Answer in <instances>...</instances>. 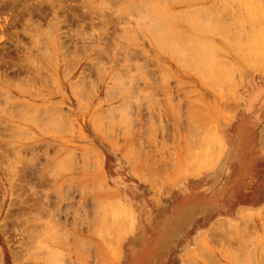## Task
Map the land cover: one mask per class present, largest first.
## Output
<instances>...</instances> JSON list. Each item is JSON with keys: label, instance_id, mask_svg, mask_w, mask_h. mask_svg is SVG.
<instances>
[{"label": "rangeland", "instance_id": "1", "mask_svg": "<svg viewBox=\"0 0 264 264\" xmlns=\"http://www.w3.org/2000/svg\"><path fill=\"white\" fill-rule=\"evenodd\" d=\"M238 1L0 0V264H264V0Z\"/></svg>", "mask_w": 264, "mask_h": 264}, {"label": "bare ground", "instance_id": "2", "mask_svg": "<svg viewBox=\"0 0 264 264\" xmlns=\"http://www.w3.org/2000/svg\"><path fill=\"white\" fill-rule=\"evenodd\" d=\"M230 1H231V0H230ZM246 1H247V0H244V1L241 0V3L243 4V6H245L244 2H246ZM239 2H240V0H239L237 3H234V5H233V4H230V5H231V6H234V8H235L237 5L240 4ZM230 3H231V2H230ZM252 3H253V2H252ZM235 4H236V5H235ZM242 4H241V5H242ZM255 4H256V3H255ZM230 5H229V6H230ZM229 6L227 5V7H229ZM246 6H247V2H246ZM251 6H252V5H251ZM255 6H256V5H255ZM237 7H240V6H237ZM256 7H257V6H256ZM245 8L248 9V7H245ZM253 8H254V7H253ZM257 8H258V7H257ZM257 8H256V10H257ZM241 9H242V7H241ZM243 9H244V7H243ZM249 9H250V7H249ZM245 11H247V10L245 9ZM254 11H255V10H252V12H254ZM252 12H250V13L252 14ZM222 13L224 14V12H222ZM226 13H228V12H225V14H226ZM244 13H245V12H244ZM254 13H257V12H254ZM239 14H241V13H239ZM259 14H260V13H259ZM256 15H257V14H256ZM256 15H255V16H256ZM235 16L238 17V13H235ZM243 16H244V15H243ZM247 16H248V14H247ZM249 16H250V15H249ZM255 16H253V17H255ZM260 16H262V15L260 14ZM239 17H240V15H239ZM244 18H246V15H245ZM257 18H258V17H257ZM257 18H256V19H253V20H255L254 22L252 21L254 24H255V23H259V24H260V21H261L262 18L260 17V18H258V20H257ZM249 19H251V17H249L248 20H247V18L244 19V20H247V22H250ZM244 20H242V21H244ZM256 20H257V21H256ZM258 21H259V22H258ZM262 21H264V20H262ZM262 21H261V22H262ZM237 22H238V23H237ZM240 22H241V20L239 19L238 21H236L235 23L233 22V23H234V25H236V24H237V25H238V24L240 25V24H241ZM247 22L244 23V24H247ZM252 22H250V25H251V27L254 26V27H255V30H258V28L263 27V26L258 27L259 24H257V26H256V25H253ZM242 23H243V22H242ZM251 23H252V24H251ZM229 24H230V23H229ZM248 24H249V23H248ZM263 24H264V22H263ZM242 25H243V24H242ZM260 25H261V24H260ZM232 26H233V25L231 24V26H229V27L231 28ZM243 26H244V25H243ZM247 27H248V26H247ZM256 27H257V28H256ZM239 28L241 29L242 27H241V26H240V27L238 26V29H237V30H240ZM233 29L235 30V27H234ZM242 29H243V28H242ZM250 29H251V28H249V30H250ZM243 30H244V29H243ZM252 30H253V29H252ZM263 30H264V28H263ZM234 32H235V31H234ZM261 32H262V31H261ZM263 32H264V31H263ZM254 33H255V32H254ZM236 34L239 35L238 32L236 31L234 37L236 36ZM256 34H257V33H256ZM259 35H260V34H259ZM259 35H258V36H259ZM263 37H264V33H263ZM260 38H261V37H260ZM261 39H262V38H261ZM262 40H263V39H262ZM256 42H257V41H256ZM254 44H255V43H254ZM254 44H253V45L251 44V46H254ZM256 44H258V43H256ZM248 45L250 46V44H248ZM256 46H257V45H256ZM258 46H260V45H258ZM260 47H261V46H260ZM248 48H249V47H248ZM262 48H263V47H261V50H262ZM251 50H253V49L251 48L249 51H251ZM254 51H257V50H254ZM262 59H263V58H262ZM227 64H228V63H227ZM200 65H201V64H200ZM228 65H230V64H228ZM210 66H211V65H210ZM260 66H261V65H260ZM202 67H203V65H202ZM230 67H231V66H230ZM262 67H263V66H262ZM262 67H259V69H261ZM203 68H204V67H203ZM226 68H227V67H225V69H226ZM263 69H264V67H263ZM260 71H261V70H260ZM230 92H231V91H230ZM229 94H230V93H229ZM229 94H228V95H229ZM230 95L232 96V94H230ZM228 97H230V96H228ZM187 122L190 123L191 121H187ZM187 122H185L186 125L188 124ZM188 126H189V125H188ZM207 128H208V127H207ZM188 132H190V131H188ZM211 132H212V130H211ZM204 133L206 134L207 131L204 132ZM208 134H210V133H209V130H208L207 135H208ZM213 134H215V133H212V135H213ZM188 135H189V134H188ZM209 136H211V135H209ZM209 136H208V137H209ZM204 137H205V136H204ZM217 137H218V136H217ZM206 138H207V136H206ZM211 138H212V137H211ZM214 138H216V134L213 136V139H212L213 141H214ZM216 139H218V138H216ZM216 139H215V141H217V142L220 141V138H219V140H216ZM185 140H186V142L188 143L187 145L190 146V145H189V142L187 141V140H189V138H187V139H185ZM207 140H208V139H207ZM215 141H214V142H215ZM186 142H185V143H186ZM214 142H213V143H214ZM216 144H217V143H216ZM206 145H207V144H206ZM209 145H210V144H209ZM220 145H221V144H220ZM188 146H186V147H188ZM190 147H191V146H190ZM218 147H219V145H218ZM183 149H184V148H183ZM185 149H186L187 151H189V152L192 151V150H189V148H188V149L185 148ZM185 149H184V150H185ZM216 150H219V149H218V148H217V149L215 148V151H216ZM207 152H208V151H207ZM174 153L176 154V152H174ZM174 153H173V155H171V154H170V155H171V156H174ZM182 153H183V152H182ZM192 153H193V152H191V157H192ZM185 154H186V155H185L186 157H187V156H190V154H189V155H188L187 153H185ZM125 155H126V154H125ZM146 155H147V154H146ZM148 155H149V154H148ZM148 155H147V156H148ZM208 156H210V155H208ZM143 157H144V156H143ZM148 157L150 158V156H148ZM148 157H147V158H148ZM174 157L176 158V156H174ZM126 158H127V157H126ZM151 158H152V157H151ZM153 158H154V157H153ZM171 158H173V157H171ZM184 158H185V157H184ZM187 158H189V157H187ZM210 158H211V157H210ZM212 158H213V156H212ZM140 159H141V158H140ZM214 159H215V158H214ZM145 160H146V158H145ZM152 160H154V159H152ZM175 160H176V159H175ZM198 160H199V159H198ZM202 160H203V158L201 159V161H202ZM212 160H213V159H212ZM148 161H149V159H148ZM155 161H158V160H154V161H151V160H150V163H151V162H155ZM199 161H200V160H199ZM207 161H208V159H207ZM158 162H159V161H158ZM158 162H157V163H158ZM196 162H197V161H196ZM202 162H203V161H202ZM150 163H147L148 166H149ZM192 163H193V162H192ZM192 163H191L192 166L195 165V167H194L195 170L192 168V166H190V168H192V169L194 170V171L192 170V172L194 173V172L196 171V163H195V164H192ZM205 163H207V164L209 165V162H205ZM171 164H172V163H171ZM198 164H199V163H198ZM207 164H206V165H207ZM210 164H211L210 166H212V163H210ZM153 165H154V167H153ZM157 165H159V164H157ZM161 165H162V164H161ZM166 165H167V164H166ZM186 165H187V164H186ZM189 165H190V163H189ZM208 165H207V166H208ZM155 166H156L155 164H152L151 167H152V168H157V167H155ZM164 166H165V164H164ZM176 166H177V165L174 164V167H176ZM203 166H204V163H203ZM149 167H150V166H149ZM151 167H150V168H151ZM160 167H161V166H160ZM160 167L158 166V168L161 170V171L159 170L160 172L158 171V169L153 170V171H157L156 173H158V172H159V173H161V172H162V173H165V172L162 171L163 169H161ZM172 167H173V166H172ZM184 167H185V166H184ZM198 167H200V166L198 165ZM198 167H197V168H198ZM176 168H177V167H176ZM176 168H174V169L176 170ZM188 169H189V167H188ZM180 170H181V169H180ZM185 170H187V169L185 168ZM178 171H179V169H178ZM198 171H199V170H198ZM198 171H197V172H198ZM190 172H191V171H190ZM152 174H153V173H152ZM183 174H184V173H183ZM150 176H151V175H150ZM161 176H162V175H161ZM156 177L158 178L159 176L156 175ZM156 177H155V179H156ZM162 177L165 178V175H163ZM150 178H151V177H150ZM160 178H161V177H160ZM151 179H152V180L149 179V182H150V183H151V181L153 182V180H154L153 178H151ZM144 180L146 181L147 178L144 179ZM157 180H158V179H157ZM161 180H162V179H161ZM147 181H148V180H147ZM159 181H160V180H159ZM164 181H165V182H164ZM160 182H161V181H160ZM163 182H164V183H163ZM153 183H154V182H153ZM161 183L163 184L162 187H165V186L168 187V186H169L168 181L166 182L165 179H163V181H162ZM166 183L168 184V186H167ZM96 184H97V183H96ZM165 184H166V185H165ZM95 186H97V185H95ZM109 200H110V199H109ZM115 200H116V199H115ZM111 201H113V200H111ZM111 201H110L109 204L112 203ZM116 202H117V201H116ZM113 203H114V202H113ZM113 203H112V204H113ZM114 204H115V203H114ZM114 204H113L114 207H112V206L109 205L108 212H109V210H110V213H114V211H115L114 209H116V207H115L116 205H114ZM120 204H121V203H120ZM118 205H119V203H117V206H118ZM121 205H122V204H121ZM98 206H99V205L97 204V208H98ZM111 207L114 208V209H112ZM104 209H105V207H104ZM124 209H126V208L124 207L123 210H124ZM263 209H264V208H263ZM100 210H101V212H102L103 208H102V209L100 208ZM112 210H113V212H112ZM116 210H118V212H117L118 215L116 214V216L121 217L122 214H121V216L119 215L121 210H120L119 208H117ZM119 210H120V211H119ZM98 211H99V209H98ZM105 211H106V210H105ZM105 211H104V212H105ZM127 211L129 212V210H127ZM91 212H92V211H91ZM128 212H127V214H128V215H127V214H126V211H125V212H124L125 215L123 214L122 217H124V216H129L130 213H128ZM258 212H259V211H258ZM93 213H94V211L91 213V215H92ZM102 213H103V212H102ZM115 213H116V211H115ZM115 213H114V216H115ZM122 213H123V211H122ZM263 215H264V213H263ZM93 216H94V215H93ZM110 216H111V214H110ZM114 216L111 217V219L113 218V220H114V219L116 220L117 217L115 216V217H116V218H115ZM257 216H258V215H257ZM94 217H95V216H94ZM96 217H97V216H96ZM122 217L120 218V220L124 219V220H126L125 222H127V219L122 218ZM99 218H100V216H99ZM128 218H129V217H128ZM244 219H245V217H244ZM113 220H112V221H113ZM112 221H111L110 224H112ZM219 221H221V220H219ZM219 221H218V222H219ZM120 222H121L122 224L125 223V222H123V221H120ZM212 222H213V221H212ZM218 222H217V224H214V225H213V226H214V231L212 230V231H213V235L215 234V230L218 232V233L216 232L217 234H215L214 236H216V235H218V234H222V233L225 234L226 232H224V231H226L227 228H229V230H230V229H231V230L233 229V228H232V225H229L230 223L228 224L230 227L228 226L227 228L224 229V227H226L227 225L225 224L226 226L223 227L224 224L222 225V224H220V222H219V223H218ZM54 223H55V221H54ZM54 223H53V221H52L51 226H52V224H54ZM114 223L117 224L118 221L116 220V222L114 221ZM121 223H120V224H121ZM214 223H215V222H214ZM222 223H223V222H222ZM58 224H59V223H58ZM110 224H109V225H110ZM116 224H113V226H112V225L109 226V225L104 224V225H103V229H102L101 231H104L105 229L109 230V229H110L109 227H113V228H114V227H115L114 225H116ZM120 224H119V228H121L123 225H125V227L123 226V228L126 229V228H128V226H129V225H128V222H127V225H126V224H123V225L121 224V225H120ZM53 226H57V227H55V229L58 230L59 227H58L57 224H55V225H53ZM105 226H107V227H105ZM108 226H109V227H108ZM117 226H118V224L116 225V228H115L116 230H117ZM120 226H121V227H120ZM60 228H61V227H60ZM104 228H105V229H104ZM108 228H109V229H108ZM123 228H121V229H122V230H125V229H123ZM59 230H62V229H59ZM59 230H58V231H54L53 234L56 233V232L60 233ZM112 230H113V229H112ZM116 230H114V231L116 232ZM220 230H223V232H222V231L219 232ZM233 230H234V229H233ZM212 231L209 233V235H211V236H213V235L211 234ZM115 232H114V234L117 233V232H116V233H115ZM227 232H228V230H227ZM61 234H62V232H61ZM105 234H107V233H106V230H105ZM111 234H112V232H111ZM111 234H110V236H111ZM54 235H55V234H54ZM54 235H53V236H50V237H51V238L53 237V239L56 238L55 241H56L58 244H59V243H62L61 240H58V239H57V237H56L57 233H56L55 236H54ZM206 235L208 236V233H207ZM211 236H210V237H211ZM108 238H109V236H108ZM200 238H201V237H200ZM53 239H51V243H53V242H52ZM114 239H115V238H114ZM202 239H203V238H202ZM212 239H214V238L212 237ZM111 241H112L111 243L113 244L114 240L111 239ZM205 241H206V240H205ZM49 242H50V241H49ZM60 245H61V244H60ZM116 245H117V244H116ZM197 245L200 246L199 242L197 243ZM199 246H198V249H196L198 252L200 251V250H199ZM202 246H203V245H201V247H202ZM109 247H112V245H111V246L109 245ZM114 248H116V247L113 245V250H114ZM109 249H110V248H109ZM201 250H202V248H201ZM196 253H197V252H196ZM251 256H252V255H251ZM254 256H255V255H253V258H254ZM256 256H257V255H256ZM247 258H248V257H247ZM186 260H188V261H186ZM263 260H264V259H263ZM184 261H186V262H184V263L187 264V263L189 262V259L184 258Z\"/></svg>", "mask_w": 264, "mask_h": 264}, {"label": "crops", "instance_id": "3", "mask_svg": "<svg viewBox=\"0 0 264 264\" xmlns=\"http://www.w3.org/2000/svg\"><path fill=\"white\" fill-rule=\"evenodd\" d=\"M85 238H86V237H85ZM92 238H93V237H92V236H90L88 239H92ZM95 254H96V255L98 254V253H97V250H96V253H95Z\"/></svg>", "mask_w": 264, "mask_h": 264}]
</instances>
